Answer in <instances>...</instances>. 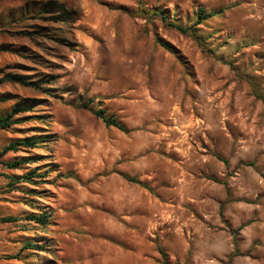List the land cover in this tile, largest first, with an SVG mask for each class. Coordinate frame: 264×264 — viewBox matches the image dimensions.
Instances as JSON below:
<instances>
[{
  "label": "rangeland",
  "instance_id": "1",
  "mask_svg": "<svg viewBox=\"0 0 264 264\" xmlns=\"http://www.w3.org/2000/svg\"><path fill=\"white\" fill-rule=\"evenodd\" d=\"M253 90L264 0H0V264H264Z\"/></svg>",
  "mask_w": 264,
  "mask_h": 264
},
{
  "label": "trees",
  "instance_id": "2",
  "mask_svg": "<svg viewBox=\"0 0 264 264\" xmlns=\"http://www.w3.org/2000/svg\"><path fill=\"white\" fill-rule=\"evenodd\" d=\"M204 11L203 10H199L197 12V18L196 21L194 23L195 26L200 25L202 23V21L205 19V17L203 16ZM164 49L170 51V48H168V46L164 43L160 44ZM6 81L8 82H12V83H18V84H28L29 83H25L22 80H20L19 78L15 77V76H7L4 78ZM254 91V90H253ZM254 97L257 100H260L261 103L264 105V97L259 95L257 92L254 91ZM24 109H13L9 114L5 115V116H0V129H7L9 128L14 122H13V117L14 115H16L17 113L20 112H24ZM94 115L100 119L102 121V123L106 126V127H113L116 128L117 130L121 131V132H126V129L118 122L116 121L112 116L110 115H106L104 111L99 110V111H95ZM35 143H39L37 141H35V139L31 138L28 140H21V141H17L14 143H10L6 148L3 149V151L1 152L0 155H3L6 152H15L17 151L18 148H23V149H31L32 147H34ZM221 160V159H220ZM224 165H227V162L224 160H221ZM19 162H16L15 165H19ZM12 166V165H10ZM42 178H44L45 176H41ZM127 180L129 182L132 183H137L138 182L135 179H128ZM29 221H32L34 223H38V224H43L41 217H28L27 218ZM3 222H15L16 219L15 218H6V219H2ZM28 250H33L32 248H28Z\"/></svg>",
  "mask_w": 264,
  "mask_h": 264
}]
</instances>
